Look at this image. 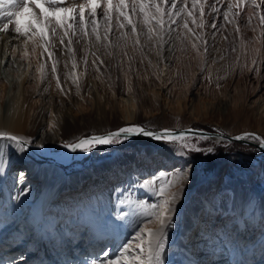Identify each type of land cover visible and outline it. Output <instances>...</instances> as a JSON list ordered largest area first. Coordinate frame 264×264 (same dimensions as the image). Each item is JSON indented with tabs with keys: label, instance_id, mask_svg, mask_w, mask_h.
<instances>
[{
	"label": "bare ground",
	"instance_id": "bare-ground-1",
	"mask_svg": "<svg viewBox=\"0 0 264 264\" xmlns=\"http://www.w3.org/2000/svg\"><path fill=\"white\" fill-rule=\"evenodd\" d=\"M131 1L128 0V4ZM247 1L249 0H243V2ZM113 2H118V0H113ZM188 2L191 4L192 0H187ZM228 2L230 0H220L219 4L215 5L219 8V13L227 8ZM231 2L235 3V0H231ZM177 7H183L180 0H177ZM204 9L206 11L205 5ZM207 12H205L207 14L206 20L213 18L217 24L219 13L211 10ZM236 12H239V15L233 16V18L240 20L244 16L243 4L240 8L233 7L230 14ZM218 28L210 29L205 24V27L200 31L201 33L204 30L201 40L199 36L198 41L202 43L203 40L210 41L216 35L218 36ZM221 33L223 32L221 31ZM49 37L52 42V36L49 35ZM242 38L244 37H240V39ZM74 39L73 37V49L76 45ZM224 39L225 47L232 44L233 39L231 40L227 36ZM33 40L35 43L29 41L25 45L22 39H14L7 33L0 35V133L23 136L32 140L33 143L29 144L34 147L38 154L42 155L41 157H35L25 151L17 152L10 147L4 149V151L8 149L9 157L0 156V264H12L13 261L15 264H87L91 257H95L105 247L109 248L113 254L119 253L125 243L124 236L126 234L124 233L132 231L140 224L142 219L145 220V223L149 222L147 216L152 212L150 204H158L160 200L141 185L145 181H153L161 171L171 173L168 169L183 165V162H187V159L164 149L127 148L122 154L120 153L121 155H112L110 158H106L107 154H99L96 159H99L101 164L90 166L86 170L72 175L67 174L60 165L63 164L61 161L82 159L87 152H80L76 155L75 152L67 149L65 152L56 153L43 150L41 145L46 142V139L51 144L56 141V136H59V133H67L64 129V122L66 126H71V121L74 119L71 110L77 102L68 101L60 94L62 91L57 90L58 74L51 72L53 61L48 58L47 53H44L43 42L40 41L39 36L34 37ZM164 40L166 42L162 44L167 45L166 56L161 59L154 57L153 69L150 68L152 69L151 74L154 82L173 80L169 78L175 69L174 53L177 52L178 44L169 37H165ZM125 44L127 47H131L128 39ZM31 47L33 49H30ZM25 51H27V55H24ZM57 53L59 54L58 51H55L56 59L60 60ZM67 54L69 53L62 52L61 56ZM119 64V66L117 64L112 66L109 76V96L111 98L109 116L105 113L102 114L100 112L101 108L99 109V106L103 105L100 99L105 96V93L100 94L98 90H95L93 93L95 100L93 102L81 98L92 107H97L96 122L106 124L110 118L122 121L119 119L120 116L128 121L140 120L145 117L146 113H150L153 107L162 110L169 103H177L181 107L187 105L185 101L179 100L180 97L174 95L170 89L171 87L166 88L161 85L157 87V83L154 82L151 85L142 86L139 76L135 74L133 59L125 58ZM42 65L43 70H41ZM214 74L217 73L214 72ZM59 77V88L63 87L65 92L66 90L69 91L68 81L66 82L62 75ZM189 94L193 100L196 98L198 100L202 92L192 88ZM36 101H39V103ZM192 101L190 103L191 109L194 107ZM231 107H245L255 117L263 118L260 100L253 98L252 95L243 99L238 96H231L228 101L224 102V105L210 103L206 107V112L211 113L219 109L227 113ZM223 108L226 111H223ZM87 116V113L79 110L78 118L85 122L88 120ZM151 120L153 121V119ZM45 125L49 129H45ZM124 127L127 126L121 128ZM117 130L89 135L74 143L92 136H107L108 133H115ZM194 130L197 131L194 135H201L218 141H227L225 137L234 138L243 135H228L217 131L195 128L170 131L178 134L186 133L187 136L193 134L188 133V131L193 132ZM47 135L49 137H46ZM186 136L182 137L183 141ZM129 137L132 138L134 135ZM143 137L152 139L146 136ZM175 142L180 143L179 141ZM236 143L256 147L264 153V149L257 145L237 141ZM236 157L239 161L247 158L242 155H236ZM37 160L46 162L39 163ZM197 169V167H194L196 172L185 178H178L175 175L166 177V179L172 181V184L175 183L177 187L172 193L177 194V204L174 205L176 211L173 223L166 230L167 240L162 256L163 264H264V229L257 238L247 242L243 241L242 238L238 240L217 238L212 242L213 249L202 251L203 256L198 259L196 248L192 250L193 254H191L189 252L191 249H187V244L183 246L184 238L193 233L194 225H196L197 234L195 233L192 237L198 235L199 239L196 240L195 246H193L195 241H190L191 248L201 245L199 250L203 249L205 242L209 241V239H206L208 233L205 232V226L209 222L207 219L210 216V211L204 213L206 215L205 219L203 218V221H201L202 215L198 213V210L186 208L184 214L186 224H183V208L189 203L188 201H192L194 191L196 190L198 194L206 197L214 187L217 188L213 178L211 180L198 178ZM20 172L25 174V178L17 182ZM169 187L166 186L167 195L165 198L171 197ZM207 201L209 200L206 199ZM233 202L235 208L231 211L234 212L233 223L237 231L239 229L243 230L245 221L253 226L252 229L257 224V227H259L260 222L263 223L262 226L264 227V189L258 198L236 190ZM207 206L209 207V205ZM59 211L63 212L65 216L70 214L79 224L88 226L92 237L85 242V239L81 237L75 238L71 234L69 235L70 225L73 224L70 220H61V227L67 236L60 238L56 235L54 226L61 215H59ZM141 213H144V215L142 216ZM222 214H224L223 217L229 215L226 211ZM119 219H121V226L124 230L118 227ZM151 221L154 223V227L149 229L155 232L159 229V223L155 219ZM205 222L206 225L202 229ZM194 231H196L195 228ZM19 234H23L25 237L23 244L13 241ZM108 235L113 237L111 243L114 242V245L105 244L104 238ZM178 239L180 244L176 242ZM21 257L24 259L21 260ZM133 259L134 257L127 256L128 264H131Z\"/></svg>",
	"mask_w": 264,
	"mask_h": 264
},
{
	"label": "rangeland",
	"instance_id": "rangeland-1",
	"mask_svg": "<svg viewBox=\"0 0 264 264\" xmlns=\"http://www.w3.org/2000/svg\"><path fill=\"white\" fill-rule=\"evenodd\" d=\"M79 2H83V0H66L65 6L73 7ZM131 2L129 5H131ZM149 2H152V0H149ZM116 3L118 2H113L114 5ZM210 3H212V0H207L205 3L206 13L211 10L208 7ZM187 4L190 8V2ZM242 4L244 8V16H242L240 20H236L233 18V15L229 13L232 23L224 22L222 20V13L228 11L227 8L223 9L221 13L218 14V36L216 35V38L214 37L210 41H207V45L198 41V37L200 36L199 39L202 37L204 30L200 33L202 29H196L192 24L191 18L187 19L189 27L194 29V33H190L184 29L183 21H179L176 25L169 26L171 32L165 35V37L172 38L178 44L177 52L174 53L175 69L169 78L173 79L171 81L160 80L154 82L152 78L151 72L153 69V58H164L166 56L165 50L167 49V45H163L155 37V34H153V39L149 40L147 38L148 34L146 29L144 32H141V28L143 27L142 21L137 25V33L133 34L129 28L118 30L116 27L115 15L113 14L112 32L107 40H104L102 35L104 20L101 19L98 22L102 36L100 42H97L95 35L91 34V25H89V34L84 37V39H81L79 43H76V41L74 42V44H76L74 47L75 55L67 54L66 56L68 57H62V52L56 50L59 52V54H57L60 59L56 64V74L59 75L60 73V75L64 77V80L66 82L68 81L70 85L69 91L66 90L65 92L63 87H61L63 93L61 92V88L58 87L57 90L61 92L60 94H62V96L68 101H74V103H77L71 110V113L74 116L73 121H71V126H66L64 122V129H66L67 133H59V136H56V141L51 144L48 143L46 139L45 141L47 143L45 142L42 144V149L62 153L68 149L63 147L66 143L72 144L89 135L107 133L123 126L128 127L134 125L150 130L170 129L179 131L181 129L195 128L207 131H217L228 135L255 133L264 139V25L260 23V16L264 14V0H249ZM52 6L55 7L59 5L56 4ZM196 18L197 21H199L198 14ZM206 18L207 14L205 19ZM132 19L134 21L141 20V18L135 14H133ZM213 20V18L206 20V27L207 24ZM221 31L223 33H221ZM49 35L52 36L50 32ZM60 35H62V32ZM223 35L231 40L233 39L230 46H224L225 36ZM242 36L244 38L240 39ZM137 37L140 41L139 44L136 43ZM52 38V43L56 44L57 49H59V36H52ZM74 38V40L77 39V37ZM127 39L131 43V47H127L125 44ZM65 43H67V39L65 40ZM193 44H195L196 47H193ZM33 47L30 49H33ZM205 48H207V51ZM64 52L66 53L67 51ZM73 58H75V62L73 61ZM125 58L133 59V65L136 70L135 74L136 76H139L142 86H147V84L151 85L154 82L157 83V87L159 85L166 88L171 87L170 89L174 95L180 97L181 99L179 100L185 101L187 105L181 107L178 106L177 103H169L162 110L153 107L152 111L146 113L145 117L140 120L128 121L120 116L119 119L122 121L110 118L109 122L106 124L96 122L95 115L97 107H92L88 102H93L95 100L93 97L95 90H98L100 94L105 93L104 95L106 98L104 95H101L104 96L100 99L102 100L103 105L101 107L99 106V109L101 108L100 112L102 114L105 113V115L107 114V116H109L111 112V98L109 96L110 72L112 66H115V64L119 66V62H122ZM93 61H95V63H93ZM72 62L76 65L75 69L72 67ZM214 72L217 74H214ZM73 79L76 80V83H73ZM257 84L258 86L256 87ZM192 88L202 92L201 97H199L198 100L197 98L195 100L191 98L189 91ZM251 95L253 98H258L260 100V108L263 111V118L255 117L253 113L245 107H231L227 113L222 112L219 109L211 113L206 112V107L210 103L224 105V102L228 101L231 96H238L240 99H243ZM81 98H85L88 102ZM191 101L194 103L193 109L190 108ZM36 102L39 103V101ZM79 110L88 114L87 121L84 122L78 118ZM222 110L224 111L225 109L223 108ZM151 119H153V121ZM44 128L49 129L47 125H45ZM188 133L193 134L185 137L184 147L178 142L158 141L145 138L142 135H134L132 138L129 137L120 141L114 140L109 144L94 145L92 151L87 152L82 159L72 160L66 165H60L64 168L67 174L72 175L73 173L84 171L90 166L101 164V161L96 159L99 154H107L106 158H110L112 155H121L127 148L138 147L164 149L174 152L179 157L187 159V162H183V165L185 164L184 166L177 165L168 169L169 172H173L174 169H187L188 171L185 173V178L191 173L196 172L194 171V167H197V173L199 174L198 178L200 177L203 180H211V178H213L217 185V188L214 187L211 193L206 197H204V195L201 196L195 190L192 195V201H188L189 203L183 208L182 214L183 224H186L184 218L186 208L198 210V213H201L202 215V218H200L201 221H203V218L206 216L204 213L210 211V216L207 219L209 222L207 225L206 222L202 225V229H204V226L206 225L205 232L208 233L206 239H209V241L205 242L203 249L199 250L201 245L192 247L193 249L191 248L192 244L189 245L190 241H195L193 243V246H195V243L197 242L196 240L199 239V237H197L198 235L192 237L195 233L197 234L196 225H194L193 233L184 238V242L182 243L183 246L187 244V249H191V251H189L191 254H193L192 250L196 248L198 259L203 256L202 251L213 249L212 247L214 246H211L213 244L212 242L217 238H231L234 240L242 238L245 242L250 241L251 239L254 240L264 229L262 226L263 223L260 222L259 227H257V224V226L252 229L253 226L249 225L250 223L248 221H245L243 230L239 229L237 231V228L233 223L234 212L231 210L235 208V205H233V198L236 190L250 194L255 198L260 197L261 192L264 189V153L253 146L228 142V139L227 141H218L211 140L201 135H194L197 133L195 130L193 132L188 131ZM202 135L206 136L205 134ZM18 137L30 141V144L33 143L32 140L24 138L23 136ZM46 137H49V135ZM197 149H199V151H196ZM209 149H211L210 152L208 151ZM80 152L81 151L78 150L75 154L77 155ZM236 155H242L247 158L239 161L237 160ZM0 156L9 157L8 149L3 151ZM37 161L39 163L46 162L44 160ZM176 188L175 183L172 184L169 187V194L172 195ZM206 199L209 201L206 202ZM207 205H209V207ZM225 211L226 213H229L228 217H223L224 214H222V212L225 213ZM59 215L54 230L55 234L60 238H64L66 235L61 227L63 220H70V222H73L68 231L69 235L71 234V236H74L75 238L81 237L85 239V242L92 237L88 226L79 224V222L75 221L70 214L65 216L63 212L59 211ZM120 220L121 219L118 221V227L121 230H124L121 226ZM146 223L138 224L132 231L124 233L126 234V236H124V242L127 241L129 235L136 233L137 227H144L145 229H152L154 227L152 221ZM194 228L196 231H194ZM245 231L247 232L245 233ZM24 238L23 234H19L13 241L15 243L23 244V240H25ZM104 240L105 244H115L114 242L111 243L113 240L111 235L105 237ZM176 242L177 244H180L179 239L178 241L176 240ZM132 247L135 248V244H133Z\"/></svg>",
	"mask_w": 264,
	"mask_h": 264
},
{
	"label": "snow or ice",
	"instance_id": "snow-or-ice-1",
	"mask_svg": "<svg viewBox=\"0 0 264 264\" xmlns=\"http://www.w3.org/2000/svg\"><path fill=\"white\" fill-rule=\"evenodd\" d=\"M219 2L220 0H212L208 7L211 11L219 13V8L215 7ZM242 2L243 0H235V3H233L230 0L227 5L228 11L222 13V20L232 23L229 13L233 7L240 8ZM65 3L66 0H0V35L7 33L14 39H22L25 45L29 41L35 43L33 38L39 36L40 41L43 42L44 53H47L48 58L53 61L51 72L56 74V64L59 62L55 55L57 46L51 42L49 32L54 37L59 36V51H67L69 54H74V49L72 48L73 37H77L76 43H79L81 39L89 34V25H91L90 32L95 35L96 41H101L102 36L98 23L101 19L104 20L103 39L107 40L113 29V14L115 15L118 30L129 28L133 34H136L137 25L142 21L141 32L146 29L149 40H152L153 34H155V37L161 43L166 42L164 37L171 32L169 25H176L179 21H183L184 29L194 33V29L189 27L187 18H191L195 28L203 29L206 24L204 9L206 0H192L190 8L187 0H180V3L183 4V7L180 8L177 7V0H152V2H149V0H132L131 5L128 4V0H118L115 5L113 0H83V2H79L73 7H67ZM56 4L59 6H52ZM133 14L140 17L141 20L134 21L132 19ZM197 14L199 21L196 18ZM232 15L238 16L239 12ZM260 23L264 25V14L260 16ZM207 27L216 29L215 20L208 23ZM61 32L62 35H60ZM66 39L67 43H65ZM202 42L204 45L208 43L206 40ZM136 43H140L138 37ZM193 47H196V45L193 44ZM205 50L207 51V48ZM24 55H27V51H25ZM72 67L75 69V63H73ZM41 70H43V65ZM73 83H76L75 79H73ZM57 85L60 87V77L58 75ZM61 91H63L62 88ZM130 135H142L166 142L179 141L182 147L185 146L182 137L186 136V133L178 134L168 129L149 131L134 125L120 128L115 133H108L107 136H92L82 139L78 143H66L63 147L70 149L72 152L78 150L90 152L94 145L109 144L114 140H124ZM233 139L255 140L259 147L264 149V139L255 133H244L242 136H236ZM29 143L30 141L18 136L0 133V154L3 153L4 149L10 147L17 152L26 151L25 145ZM196 151H199V149ZM208 151L210 152L211 149ZM187 171V169H174L171 173L161 171L153 181H145L141 185V187L147 188L152 195L160 200L158 204H150L152 212L147 216L149 221L152 219L158 221V230L154 232L144 227H137L136 233L128 236L119 253L113 254L109 248L105 247L95 257H91L87 264H128L127 256L129 255L134 256L131 264H163L162 256L167 240L166 230L173 223L176 211L174 205L177 204V194L174 193L170 198H165L167 195L166 186H171L172 184V181L166 179V177L175 175L178 178H182ZM24 178L25 174L20 172L17 182ZM141 215L143 216L144 213H141ZM144 223L145 220L142 219L140 224ZM133 244H135V248L132 247ZM20 259L23 260L24 258L21 257ZM12 264H15V262L13 261Z\"/></svg>",
	"mask_w": 264,
	"mask_h": 264
},
{
	"label": "water",
	"instance_id": "water-1",
	"mask_svg": "<svg viewBox=\"0 0 264 264\" xmlns=\"http://www.w3.org/2000/svg\"><path fill=\"white\" fill-rule=\"evenodd\" d=\"M236 137V136H235ZM225 139H228L229 141H231L232 143H235L236 141L237 142H241V143H248V144H251V145H257V146H259V144L255 141V140H251V139H247V140H245V139H241V140H236V139H233V137L231 138V137H225ZM25 147H26V153L27 154H29V155H31V156H37V157H41L42 155H40V154H38L36 151H35V149H34V147L32 146V145H30V144H27V145H25ZM55 160H56V158H55ZM57 161H61V160H57ZM69 162V160H62L61 161V163H63V164H67Z\"/></svg>",
	"mask_w": 264,
	"mask_h": 264
}]
</instances>
